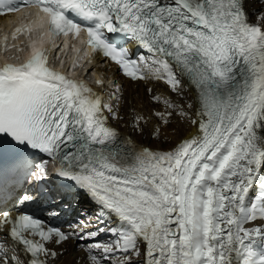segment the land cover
I'll list each match as a JSON object with an SVG mask.
<instances>
[{
    "label": "snow or ice",
    "instance_id": "obj_1",
    "mask_svg": "<svg viewBox=\"0 0 264 264\" xmlns=\"http://www.w3.org/2000/svg\"><path fill=\"white\" fill-rule=\"evenodd\" d=\"M248 4L0 0L28 21L12 40L38 35L0 63V264H57L69 244L71 264H264V0ZM61 36L90 49L72 44V69L101 56L152 107L114 77L98 90L51 66ZM40 204L43 219L28 210ZM68 213L67 227L48 219Z\"/></svg>",
    "mask_w": 264,
    "mask_h": 264
},
{
    "label": "bare ground",
    "instance_id": "obj_2",
    "mask_svg": "<svg viewBox=\"0 0 264 264\" xmlns=\"http://www.w3.org/2000/svg\"><path fill=\"white\" fill-rule=\"evenodd\" d=\"M248 7H249L250 11H253V12L256 11L257 9L262 7L261 0H249ZM0 20H2L4 25H7L8 19H4V18L0 17ZM3 58L6 59L7 58L6 55H4ZM17 59H19V58H17ZM52 64L53 65H51V66L58 69V67L56 66V63L52 62ZM102 69L106 70L105 73H107L108 75H113V76L119 77V74L116 73L114 66H110V67L107 66V67L102 68ZM120 81L123 82L124 92H125L126 98L130 99L132 96L135 95L138 108L144 109L145 106L152 107V105L148 103V98H147V95L145 93V85L143 83L134 82L130 79H126V78H122V77L120 78ZM92 86L98 90L100 89V87H97L96 85H92ZM115 126L119 127L120 131L122 133H124L125 135L129 134L130 129L125 127L123 125V123L116 124ZM188 131H190V129L185 128V132H188ZM137 139H139V138H137ZM172 139L175 140L176 137H172ZM143 143L145 145H153V146L159 145V147L164 148V149H167L170 146L169 144L161 143L160 141L150 140L147 137L144 138ZM261 178H264V169H261V171L258 174L257 184L254 186V189H253L254 192L259 191L260 185H259L258 181ZM85 207L90 208L91 205L85 204ZM104 239H107V237H104ZM67 247H68V254L66 256H63L57 262V264H64L65 261H68L69 264H71V261L73 260V258L78 255L77 252L73 251L72 244L67 245Z\"/></svg>",
    "mask_w": 264,
    "mask_h": 264
}]
</instances>
